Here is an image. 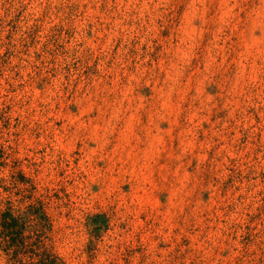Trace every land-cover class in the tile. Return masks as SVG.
<instances>
[{
    "label": "rangeland",
    "instance_id": "obj_1",
    "mask_svg": "<svg viewBox=\"0 0 264 264\" xmlns=\"http://www.w3.org/2000/svg\"><path fill=\"white\" fill-rule=\"evenodd\" d=\"M0 142L65 264H264V0H0Z\"/></svg>",
    "mask_w": 264,
    "mask_h": 264
},
{
    "label": "trees",
    "instance_id": "obj_2",
    "mask_svg": "<svg viewBox=\"0 0 264 264\" xmlns=\"http://www.w3.org/2000/svg\"><path fill=\"white\" fill-rule=\"evenodd\" d=\"M8 159L0 142V189H16V195L28 199V203L18 207L10 196L4 198L0 193V250L11 264H65L51 247L52 219L44 200L35 195V186L17 170L10 174L12 186L6 185Z\"/></svg>",
    "mask_w": 264,
    "mask_h": 264
}]
</instances>
